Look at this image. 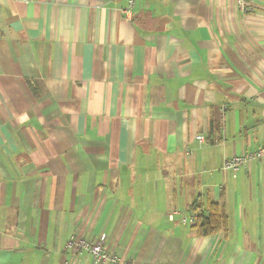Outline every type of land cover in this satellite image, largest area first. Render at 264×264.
Masks as SVG:
<instances>
[{
  "label": "crops",
  "instance_id": "obj_1",
  "mask_svg": "<svg viewBox=\"0 0 264 264\" xmlns=\"http://www.w3.org/2000/svg\"><path fill=\"white\" fill-rule=\"evenodd\" d=\"M236 1L0 0V264H95L66 245L101 234L135 264H264V159L223 169L264 145V0Z\"/></svg>",
  "mask_w": 264,
  "mask_h": 264
},
{
  "label": "built area",
  "instance_id": "obj_2",
  "mask_svg": "<svg viewBox=\"0 0 264 264\" xmlns=\"http://www.w3.org/2000/svg\"><path fill=\"white\" fill-rule=\"evenodd\" d=\"M137 0H126V7L124 13L127 17H131L133 14V9L136 5ZM237 5L245 13L251 12L254 9L255 0H237ZM264 89V84H263ZM196 140L200 143L206 141L204 134H198ZM192 151L190 150V153ZM264 159V145H261L253 150L245 153L234 155L227 158L224 161V170H233L237 172L244 165ZM199 211V209L197 210ZM195 215L191 217V221L195 222ZM186 221V219H184ZM107 236L101 234V236L93 241L85 237L71 236L67 242V249L73 253L77 254L80 251H88L92 255L93 262L95 264H135L131 261L123 260L118 254L111 252L105 244Z\"/></svg>",
  "mask_w": 264,
  "mask_h": 264
},
{
  "label": "trees",
  "instance_id": "obj_3",
  "mask_svg": "<svg viewBox=\"0 0 264 264\" xmlns=\"http://www.w3.org/2000/svg\"><path fill=\"white\" fill-rule=\"evenodd\" d=\"M199 209V211H197ZM195 215L194 227L201 236H209L220 232L226 224V216L216 202L197 201L192 205Z\"/></svg>",
  "mask_w": 264,
  "mask_h": 264
}]
</instances>
